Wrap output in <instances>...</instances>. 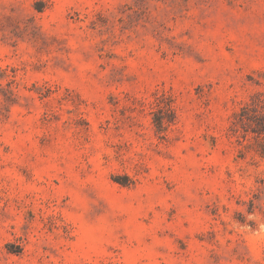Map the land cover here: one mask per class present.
Here are the masks:
<instances>
[{
    "label": "rangeland",
    "instance_id": "obj_1",
    "mask_svg": "<svg viewBox=\"0 0 264 264\" xmlns=\"http://www.w3.org/2000/svg\"><path fill=\"white\" fill-rule=\"evenodd\" d=\"M0 264H264V0H0Z\"/></svg>",
    "mask_w": 264,
    "mask_h": 264
}]
</instances>
